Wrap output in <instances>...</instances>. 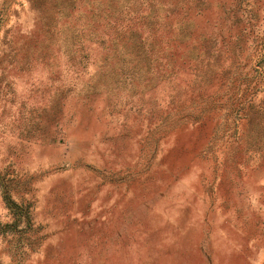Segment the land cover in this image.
<instances>
[{
  "label": "rangeland",
  "instance_id": "374dc122",
  "mask_svg": "<svg viewBox=\"0 0 264 264\" xmlns=\"http://www.w3.org/2000/svg\"><path fill=\"white\" fill-rule=\"evenodd\" d=\"M0 264H264V0H0Z\"/></svg>",
  "mask_w": 264,
  "mask_h": 264
}]
</instances>
